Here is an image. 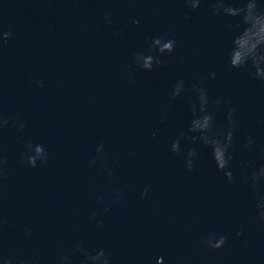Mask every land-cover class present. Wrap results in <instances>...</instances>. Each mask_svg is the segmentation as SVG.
<instances>
[{"label":"water","instance_id":"obj_1","mask_svg":"<svg viewBox=\"0 0 264 264\" xmlns=\"http://www.w3.org/2000/svg\"><path fill=\"white\" fill-rule=\"evenodd\" d=\"M0 264H264V0H0Z\"/></svg>","mask_w":264,"mask_h":264},{"label":"clouds","instance_id":"obj_2","mask_svg":"<svg viewBox=\"0 0 264 264\" xmlns=\"http://www.w3.org/2000/svg\"><path fill=\"white\" fill-rule=\"evenodd\" d=\"M236 63V61H233V64H235Z\"/></svg>","mask_w":264,"mask_h":264}]
</instances>
